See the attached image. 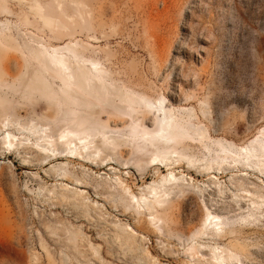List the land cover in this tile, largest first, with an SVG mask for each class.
Instances as JSON below:
<instances>
[{
    "label": "bare ground",
    "instance_id": "obj_1",
    "mask_svg": "<svg viewBox=\"0 0 264 264\" xmlns=\"http://www.w3.org/2000/svg\"><path fill=\"white\" fill-rule=\"evenodd\" d=\"M21 1L28 3L27 8L17 10L9 0H0V15L6 16L0 20L3 164L7 155H16L26 164L32 152L43 164L57 162L52 171L62 190L51 193L59 204H72L87 217L103 208L86 191L90 179L84 180V173L73 174L71 164L112 170L116 163L128 168L133 162L138 169L153 171L157 179L140 196L120 178L107 184L108 192L125 199L157 234L167 221L181 223L177 216L185 198L202 199L199 229L187 240L193 242L188 264H263L264 245L253 243L247 233L264 228V126L242 144L215 137L207 101L201 103L203 116H199L194 108L170 105L164 93L153 95L137 83L116 78L109 59L103 60L93 44L99 38L87 0H69L72 12L66 7L68 0ZM78 33L87 38L77 37ZM103 37L110 40L106 33ZM44 108L46 113L39 114ZM227 125L223 122L219 130H227ZM126 136L130 139L124 140ZM198 146L203 155L195 153ZM238 173L253 175L262 185L247 184ZM230 175L227 188L237 193L228 201L221 179ZM209 192L233 209L209 205ZM114 227L122 246L151 257L149 250L139 246L140 235L134 229ZM86 240L82 230L71 233L70 241L78 247ZM88 245L95 255L99 253L91 241Z\"/></svg>",
    "mask_w": 264,
    "mask_h": 264
},
{
    "label": "rangeland",
    "instance_id": "obj_2",
    "mask_svg": "<svg viewBox=\"0 0 264 264\" xmlns=\"http://www.w3.org/2000/svg\"><path fill=\"white\" fill-rule=\"evenodd\" d=\"M87 1L99 38L93 44L103 60L109 59L116 78L137 83L153 95L164 93L170 105L194 108L199 116H203L201 103L207 101L215 137L242 144L264 126V0ZM9 3L17 10L28 6L21 0ZM70 5L68 0L66 7L72 12ZM5 19L0 15V20ZM77 37L87 38L79 33ZM45 113V108L39 110ZM223 122L228 124L224 131L219 130ZM202 152L198 146L195 153ZM7 156V164L0 159V264H188L193 242L187 240L198 231L203 215L199 196L183 200L185 206L177 216L181 223L167 221L157 234L125 199L109 193L107 185L120 178L140 196L157 179L153 171L138 169L133 162L128 168L116 163L112 170L72 163L71 172L90 179L86 191L103 208L86 217L72 204H59L51 193L62 190L52 171L57 162L43 164L34 152L26 164L16 155ZM245 174L236 176L247 184L262 185ZM231 177L221 179L226 188L231 187ZM228 193L231 201L237 191ZM206 201L218 210L233 209L214 192L206 195ZM115 224L134 229L140 235L139 246L149 250L151 257L123 247ZM81 230L85 244L91 241L99 248L97 255L89 245L71 243V233ZM247 236L264 245V228H253ZM260 259L264 264V253Z\"/></svg>",
    "mask_w": 264,
    "mask_h": 264
}]
</instances>
